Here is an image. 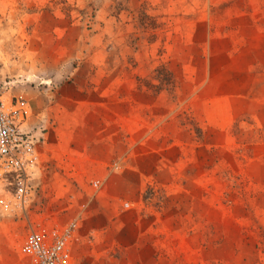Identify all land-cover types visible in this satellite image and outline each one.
Here are the masks:
<instances>
[{"label":"rangeland","instance_id":"374dc122","mask_svg":"<svg viewBox=\"0 0 264 264\" xmlns=\"http://www.w3.org/2000/svg\"><path fill=\"white\" fill-rule=\"evenodd\" d=\"M0 95L112 134L94 190L0 166V264L71 222L75 264H264V0H0Z\"/></svg>","mask_w":264,"mask_h":264},{"label":"built area","instance_id":"2783aa9c","mask_svg":"<svg viewBox=\"0 0 264 264\" xmlns=\"http://www.w3.org/2000/svg\"><path fill=\"white\" fill-rule=\"evenodd\" d=\"M26 115V109L18 102L6 105L0 95V166L4 172L14 174V197L20 204L30 189L27 169L36 159L30 134L20 128ZM75 225L71 222L49 233L43 229L30 230L21 246V255L32 264H72L69 245Z\"/></svg>","mask_w":264,"mask_h":264},{"label":"crops","instance_id":"0c3cea01","mask_svg":"<svg viewBox=\"0 0 264 264\" xmlns=\"http://www.w3.org/2000/svg\"><path fill=\"white\" fill-rule=\"evenodd\" d=\"M26 117L21 130L31 135L33 143L37 144L36 152L55 160L63 171L60 172V176L71 177L77 184L84 185L90 181L88 189L94 190L92 182L99 181L105 175V168L112 161V134L109 132L110 141L107 143L106 126L94 129L85 121H80L76 126H62L60 116L55 113L51 117L57 119L48 123V114H46L45 122L38 128L33 127L28 121L30 114ZM103 132L104 137L98 139L97 136ZM42 150L44 152L41 153ZM51 225L48 230L56 229L53 224ZM73 234L74 231L71 239ZM72 243L69 247L72 264H75Z\"/></svg>","mask_w":264,"mask_h":264}]
</instances>
